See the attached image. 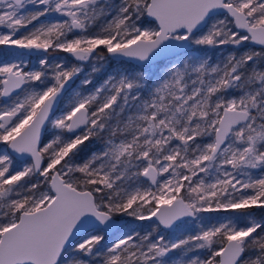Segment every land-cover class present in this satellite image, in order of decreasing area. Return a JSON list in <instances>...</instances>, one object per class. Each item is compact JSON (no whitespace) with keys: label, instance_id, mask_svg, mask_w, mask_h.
I'll return each instance as SVG.
<instances>
[{"label":"snow or ice","instance_id":"snow-or-ice-1","mask_svg":"<svg viewBox=\"0 0 264 264\" xmlns=\"http://www.w3.org/2000/svg\"><path fill=\"white\" fill-rule=\"evenodd\" d=\"M0 29V264H264V0H0Z\"/></svg>","mask_w":264,"mask_h":264},{"label":"rangeland","instance_id":"rangeland-1","mask_svg":"<svg viewBox=\"0 0 264 264\" xmlns=\"http://www.w3.org/2000/svg\"><path fill=\"white\" fill-rule=\"evenodd\" d=\"M0 30H2V29H0ZM227 52H228L227 48L219 49V50H211L210 49L207 51V55L211 56L213 58V60L215 61L217 59L222 58V54L227 55ZM16 53H18V52H14V51L7 49L3 46H0V62H12V61L17 60ZM198 54H204V53H198ZM45 55H47L49 57L56 58V60H54L53 62H57L59 60L67 62L70 59L69 54L59 52V51H52V50H49L48 53L32 54L31 57H25V59L29 61V67L30 68L33 66L38 67L39 66L38 65V58L45 56ZM134 68H137V65L133 64L131 62L120 64V63H117L116 61H109L106 63L104 71L97 74L94 77V80L96 83H100L109 74H111L117 70H124V69L132 70ZM89 71H90V68H85V74H87ZM82 78H83V76H81L80 78H78L76 80V82L72 86L73 89H75L79 85L80 79H82ZM71 92H72V89H69V92L65 94V98H64L65 101H67L68 95L71 94ZM62 106H66V104H64ZM46 135L48 136L49 139H51V137H52L51 126H49V131L46 133ZM2 149H3V145H0V150H2ZM253 211L256 214L257 219H260L262 216H264V212H261L258 209H253ZM203 215L209 216V217L223 218L224 216L229 215V213H223V212H221V213H206ZM124 219L125 220H131V218H127V217H125ZM177 224L179 225L178 228L174 227L172 230L168 231V230L163 229L155 221L131 220V222L128 224L127 228L124 229V231L131 232L134 229L135 231L139 232L141 235L146 234L148 232H152L153 237H155L157 234H161V235H164L166 237V239L171 240V239H175L177 237L186 236L188 234H191L195 230H197V225L191 222V218L183 219L182 221H180ZM120 234L122 235L123 233H120ZM179 255H180L179 250L170 254L171 257H178Z\"/></svg>","mask_w":264,"mask_h":264},{"label":"water","instance_id":"water-1","mask_svg":"<svg viewBox=\"0 0 264 264\" xmlns=\"http://www.w3.org/2000/svg\"><path fill=\"white\" fill-rule=\"evenodd\" d=\"M14 50H16V51H18L19 52V50H17V49H14ZM37 54V53H36ZM131 63H133V64H136V65H138V62H135V61H130ZM187 217H185V218H183V219H186ZM149 221H155V222H157L158 224H159V222L155 219V218H153L152 220H149ZM180 221H177L176 223H179ZM123 223V220H121V219H118L117 218V225L119 226V225H121ZM162 228H163V226L162 225H160ZM164 229V228H163ZM165 230H168V231H170V230H172V229H165Z\"/></svg>","mask_w":264,"mask_h":264},{"label":"flooded vegetation","instance_id":"flooded-vegetation-1","mask_svg":"<svg viewBox=\"0 0 264 264\" xmlns=\"http://www.w3.org/2000/svg\"><path fill=\"white\" fill-rule=\"evenodd\" d=\"M7 49H9V48H7ZM10 50H12V51H14V52H18V51L14 50V49H10ZM33 54H36V53H33ZM37 54H40V53H37ZM69 55H70V54H69Z\"/></svg>","mask_w":264,"mask_h":264}]
</instances>
